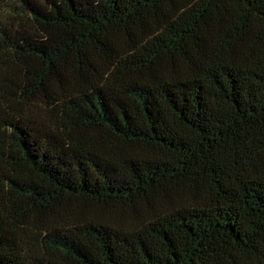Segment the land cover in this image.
<instances>
[{
	"label": "trees",
	"instance_id": "trees-1",
	"mask_svg": "<svg viewBox=\"0 0 264 264\" xmlns=\"http://www.w3.org/2000/svg\"><path fill=\"white\" fill-rule=\"evenodd\" d=\"M0 264H264V0H0Z\"/></svg>",
	"mask_w": 264,
	"mask_h": 264
}]
</instances>
